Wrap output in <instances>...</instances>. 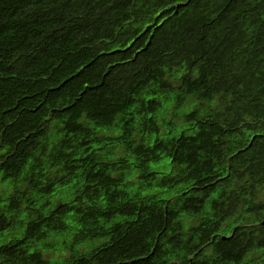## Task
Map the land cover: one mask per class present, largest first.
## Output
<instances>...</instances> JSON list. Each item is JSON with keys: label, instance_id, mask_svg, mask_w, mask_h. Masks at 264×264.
Listing matches in <instances>:
<instances>
[{"label": "trees", "instance_id": "obj_1", "mask_svg": "<svg viewBox=\"0 0 264 264\" xmlns=\"http://www.w3.org/2000/svg\"><path fill=\"white\" fill-rule=\"evenodd\" d=\"M0 264H264V0H0Z\"/></svg>", "mask_w": 264, "mask_h": 264}]
</instances>
